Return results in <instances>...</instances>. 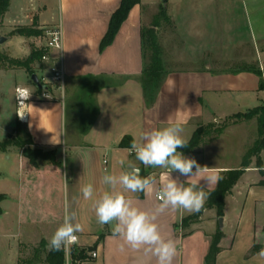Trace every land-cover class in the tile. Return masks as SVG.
Instances as JSON below:
<instances>
[{
	"label": "crops",
	"instance_id": "crops-1",
	"mask_svg": "<svg viewBox=\"0 0 264 264\" xmlns=\"http://www.w3.org/2000/svg\"><path fill=\"white\" fill-rule=\"evenodd\" d=\"M39 1V8L37 3L28 8L32 11L41 9L34 14L38 29L47 32L50 27L60 26L63 32L61 57L66 84L63 93L56 86L51 87L49 91L53 98L50 100L33 90L27 106L17 110V113H25L24 117L20 119L17 115L27 126L36 146L58 149L59 163H46L37 168L25 153H14L20 159L25 158V163L21 164L17 194L0 193L6 196L0 204V225L10 227L4 230L3 237H15L16 244L14 258L6 261L2 257L4 260L0 264H20V247L40 245L42 241L48 243L63 223L66 202L68 210L76 213L74 223H80L83 228L76 233L77 243L69 249L71 264H75L72 255L76 250H86L88 256L76 264H157L155 256L133 250L122 238L113 236L115 222L98 223L93 203L104 191L112 190L103 183V176L131 171L129 165H132L140 169L142 178L154 177V189H158L162 175L166 177L168 170L143 165L129 153L132 142H139L146 130L176 122L183 125V136L189 141L201 125H220L232 116L248 113L264 103L260 77L239 69L217 71L212 69L209 60L206 69L171 72L154 103L148 105L142 85L145 61L142 29L145 10L161 0H141L135 5L113 41L104 48L103 40L122 0H59V9L55 13L50 3ZM228 1L233 0H168L167 5L172 6L169 15L177 19L179 30L186 21L187 44L211 57L221 45L219 47L211 37L209 26L213 23V27L226 28V16L233 9V3L228 8ZM243 2L245 4V0ZM263 2L249 0L248 3L257 11ZM10 9L11 4L6 14ZM184 14L187 16L185 21L181 17ZM232 24L234 30L230 33L239 25L237 18ZM255 34L251 39L258 52V45L264 44V33L258 29ZM15 36L20 35L15 34L9 40ZM237 36L235 47L243 38L241 34L237 33ZM20 37L21 42L30 39ZM53 55L60 54L54 51ZM241 64L245 63L239 62ZM77 94L80 96L78 103L74 101ZM67 100L74 102L77 115L80 106L90 108L91 122L87 127L82 128L78 123L80 117L75 116L73 126L64 132ZM252 131L256 136L258 123L255 118L234 119L214 139L188 153L180 150L185 157L194 158L201 167H207L193 178L199 181V187L209 191L207 178L201 177L215 176L216 182L211 185L214 190L225 172L242 166L244 154L255 142L252 134L249 137ZM125 137L130 139L124 141ZM261 157L263 167H257L254 158L227 195L222 228L214 208H205L199 218L187 224L183 223L184 218L195 213L169 207L158 214L156 223L162 236L176 242L173 264H208L213 237L218 232L222 237L214 264H264V255H261L264 252V150ZM171 176L182 183L188 179L178 171H173ZM89 183L93 185L94 194L86 200L81 189ZM116 190L142 210L152 212L160 204L155 190L147 195L126 191L119 185ZM121 245H124L123 251ZM43 251L46 256L47 250ZM92 252H96L97 257H92Z\"/></svg>",
	"mask_w": 264,
	"mask_h": 264
},
{
	"label": "rangeland",
	"instance_id": "rangeland-1",
	"mask_svg": "<svg viewBox=\"0 0 264 264\" xmlns=\"http://www.w3.org/2000/svg\"><path fill=\"white\" fill-rule=\"evenodd\" d=\"M46 1L52 5L54 13L58 12L59 0ZM243 1L244 0H233L231 2L228 1V8H231L230 5L233 3V9L228 12L225 23L223 22L226 24V28L222 27L221 25V27L216 25L213 27V23L210 24L211 26H209V28L212 32L211 37L216 40L215 43H219V47L221 45L220 48L217 46L211 57H209L208 53L202 55V50H195V47L192 46V44H187L185 38V20L187 18L186 14L181 16L182 20L185 22L181 24L180 30L177 26V19L171 15V25L163 22L160 27L156 28L159 36V42L162 47L163 59L166 66L168 67L167 70L169 74L174 71L206 69L209 60L212 62V69L217 71L238 70L240 66L239 62H243L248 66L260 68V70L263 72L264 80V44L260 43L258 45V52H256L254 41L252 43L251 39V35L255 36V31L257 32L258 29H262L264 33V2L263 4H260L261 6L259 10L256 11L254 10V7L252 8L249 6V0H245V4ZM34 3H37V8H39V0H11L10 12L4 16L0 23V37L4 36L8 38L4 43H0V141L11 135L14 132L17 121H20L17 115V110L19 107L15 99L16 88L18 86H26L32 92L34 90L35 93H37V86L32 82L29 71L23 66L13 64L11 60H26L32 53L33 49L45 48L47 41V33L45 32V29H40L43 31L42 35L37 37H28L30 39H25L22 42V37L20 36H15L9 40L10 37L14 36L12 32L17 28L31 26L39 28L34 14L39 12L41 9H35L34 11L28 9L32 8L31 5ZM163 4L164 0H161V3H158L145 10V28H152L154 18L158 14L160 6ZM165 7L168 11V14H170L169 12L172 9L171 4L169 6L166 5ZM206 14L208 17L210 16L209 13ZM190 15H192V13H190ZM235 18H237V23L239 24L236 28L237 32L232 31L230 33V30H234L232 23ZM237 33L241 34L243 38L241 39V42H238L239 45L237 44V47H235L234 43H236V41L239 39L237 38ZM200 52L201 54L198 55ZM31 66L33 70H35L40 76L42 70L47 68L48 63L46 64L36 60L33 64H31ZM47 87L51 89L52 85ZM78 96L79 94H77L74 98V101L77 103L80 102L78 100L80 96ZM72 102L73 101L71 100L66 101L64 132L70 130V128L73 126L75 116L76 118L77 116L80 117L78 123L82 128L87 127V125L91 122L90 108L87 110V107L81 108L82 106H80L79 108L77 105V109L79 108L80 110L79 115H77L78 113L74 109V102L73 104ZM223 120L221 122H223ZM251 134L253 141H256L259 138L258 131L256 136L255 131H252V133L250 132L249 137H251ZM14 153H19L22 155L23 149L19 147H9L6 153L0 152V193L6 192L12 193L14 195L17 194L16 189L19 186L21 164L23 161L25 163V158L20 159L19 155H15ZM9 155L11 156L10 159L8 158ZM191 220L195 219L193 218ZM9 228V226L6 227L4 224L3 226L0 225V261L4 259H6V261H11L12 257L14 258L13 254L16 244L15 237H3L4 230H9ZM12 245L13 247L11 249ZM39 247L40 246L38 244L28 246L27 248L23 246L20 247V264H44L45 253L42 250L37 252L36 250L39 249ZM2 257L4 259H2Z\"/></svg>",
	"mask_w": 264,
	"mask_h": 264
},
{
	"label": "clouds",
	"instance_id": "clouds-1",
	"mask_svg": "<svg viewBox=\"0 0 264 264\" xmlns=\"http://www.w3.org/2000/svg\"><path fill=\"white\" fill-rule=\"evenodd\" d=\"M17 98L20 105H25L31 93L28 89H17ZM21 118L23 112L17 113ZM184 128L180 122H176L163 128H152L141 134L139 142L133 141L131 149L136 159L146 167L164 168L168 175H162L160 186L154 189L156 181L154 177H141L140 169L129 165L131 171H123L119 175L105 174L102 178L104 184L112 190L104 191L99 199L93 203L97 221L101 225H109L115 222L112 229L113 236L123 239L124 244L133 250H143L145 254H151L157 258V264H173L177 254L176 242L171 238L162 236L157 216L165 209H182L189 214L199 213L211 194V185L216 182L215 176L207 178L208 189L199 187V181L194 177L200 175L207 167H201L194 158L185 157L178 149L188 146V140L183 136ZM54 142V141H53ZM59 143V142H54ZM124 164V161H121ZM195 168V172L193 169ZM173 171L188 177L186 182H179L171 176ZM117 185L132 193L150 194L154 190L160 201L155 211L149 212L133 205L132 201L116 190ZM84 198L91 199L94 194L92 184L82 187ZM76 213L68 210L65 203L63 223L55 230L48 240L49 251H68L77 243L76 233L83 230L80 223H74ZM124 245H121L123 251ZM264 255V252L261 253Z\"/></svg>",
	"mask_w": 264,
	"mask_h": 264
},
{
	"label": "trees",
	"instance_id": "trees-1",
	"mask_svg": "<svg viewBox=\"0 0 264 264\" xmlns=\"http://www.w3.org/2000/svg\"><path fill=\"white\" fill-rule=\"evenodd\" d=\"M141 0H122L121 6L113 15L108 33L106 34L102 48L106 45L110 44L116 34L118 33L122 23L128 17L131 9L140 4ZM11 0H0V23L3 20L4 16L8 12L10 8ZM166 23L168 25L172 24V18L168 14V11L164 5L160 6V10L158 14L154 18V22L152 28H143L142 29V45L144 51V70L142 75V85L144 90V95L146 97V101L148 105L154 103L156 99V95L160 91L163 82L169 75L167 70V66L163 59L162 47L159 42V36L156 31V28L160 27L162 23ZM12 34H18L20 36L25 37H37L43 34V31L36 28L35 26L31 27H22L15 29ZM46 52L45 48L42 49H33L32 53L26 60L13 59L11 60L13 64L18 66L25 67L30 76L36 73L33 70L31 64H33L36 60L42 62V56ZM238 71H249L257 74L260 77V89H264V80H263V72L260 68H255L248 66L246 64H241L239 66ZM44 88L40 89L37 87V92L42 94ZM48 90H50L48 88ZM243 118V119H256L258 123V134L259 138L254 142V144L246 151L243 156L242 166L238 169H232L225 172V174L220 178L218 182V186L216 189L211 190V194L209 198L206 200L204 208L199 212L195 213L192 216L184 218L183 223L187 224V222L191 221V219H197L203 213L205 208H214L217 211L219 217H222L224 214L225 201L227 195L231 192L233 187L236 185L238 180L244 174L245 170L250 167L253 159L256 160V165L259 168L263 167V160L261 157V153L264 150V103L258 107L251 109L248 113L245 114H237L226 120L224 123L220 125L216 124H207L199 126L193 133L191 139L188 141L187 147H182L178 149L183 153H188L205 143L207 140L214 139L224 132L227 128L231 120ZM130 139L129 137H125L124 141ZM9 147H19L23 149V153L26 154L30 163L34 167H40L46 163H54L58 164V149H44L38 147L34 144L33 137L28 130L27 126L21 121H17L16 126L14 128V132L6 137L5 139L0 141V152L6 153ZM264 184V181H262ZM6 198L5 194H0V204ZM2 213V208L0 205V214ZM222 237V233L218 232L214 235L212 246L210 253L208 255V264H214L218 253L220 252L219 242ZM47 244L45 241L40 243L39 249L37 252L47 250ZM90 251H92L90 249ZM73 261L76 264L77 261H82L88 258L86 250H76L72 255ZM44 264H66V251H49L47 250L45 256Z\"/></svg>",
	"mask_w": 264,
	"mask_h": 264
},
{
	"label": "built area",
	"instance_id": "built-area-1",
	"mask_svg": "<svg viewBox=\"0 0 264 264\" xmlns=\"http://www.w3.org/2000/svg\"><path fill=\"white\" fill-rule=\"evenodd\" d=\"M46 33H47V41L45 45L46 52L42 56V62L46 64L48 63V66L47 68L42 70L39 77L44 88L41 94L42 98L50 100L53 97L50 91L48 90L47 86L49 85H52V87L56 86L57 90L62 93L65 88V73L62 67V57H61V52L63 50V32L60 26H54L52 28H49ZM54 51L59 52L60 55L54 56L52 54ZM18 88L28 89L30 92H32L26 86H18L16 90ZM16 96H17V91H16ZM32 96L33 93H31L30 97L24 101L25 105H20L19 104L20 100L17 97L15 98L19 110L27 106V103L28 101L31 100ZM129 153L131 155H135L134 151H129ZM91 255L92 257H97L96 252H92ZM66 264H71L69 250L66 252Z\"/></svg>",
	"mask_w": 264,
	"mask_h": 264
},
{
	"label": "water",
	"instance_id": "water-1",
	"mask_svg": "<svg viewBox=\"0 0 264 264\" xmlns=\"http://www.w3.org/2000/svg\"><path fill=\"white\" fill-rule=\"evenodd\" d=\"M163 5L164 6L167 5V0H164V4ZM6 40H7L6 37H3V36L0 37V43H4ZM31 80L38 88H40V89L43 88V85L41 83L40 77H39V75L37 73H34V74L31 75ZM219 223H220V226L222 228L223 224H224V219L222 217H220Z\"/></svg>",
	"mask_w": 264,
	"mask_h": 264
}]
</instances>
